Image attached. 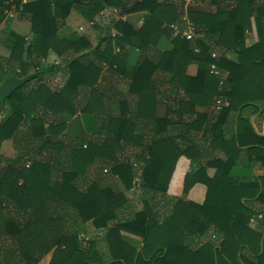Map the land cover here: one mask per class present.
<instances>
[{"label": "trees", "instance_id": "1", "mask_svg": "<svg viewBox=\"0 0 264 264\" xmlns=\"http://www.w3.org/2000/svg\"><path fill=\"white\" fill-rule=\"evenodd\" d=\"M211 1L216 12L188 13L196 39L176 35L162 52L154 41L174 34L173 0H0V26L16 4L32 32H6L0 85L35 75L0 111V264H37L52 250L50 264H264V0ZM107 6L148 11L138 31L116 26L118 45L142 51L129 77L103 30L94 49L59 37L73 10L91 19ZM63 69L67 82L51 88L45 78ZM8 140L14 158L1 153ZM181 156L191 169L171 197ZM197 183L203 204L187 199Z\"/></svg>", "mask_w": 264, "mask_h": 264}, {"label": "crops", "instance_id": "2", "mask_svg": "<svg viewBox=\"0 0 264 264\" xmlns=\"http://www.w3.org/2000/svg\"><path fill=\"white\" fill-rule=\"evenodd\" d=\"M32 0H26V3ZM136 1V0H129ZM163 1V0H161ZM178 11V23L181 27L185 22L184 18H189V11L214 13L216 12V6L211 0H173ZM98 14V13H97ZM93 16L91 19L87 18L85 14L79 10H73L70 16L67 18L66 23L59 31L60 38H73V37H84L90 43L92 49L96 48L100 44L102 30L98 26H91L90 22L97 16ZM148 15V11H139L134 13L125 14L122 18V23L129 24L134 30H140L145 23V19ZM82 28V29H81ZM14 31L19 35H22L28 39L32 37L31 25L27 20H21L16 15V4L11 6V9L7 12L6 19L0 26V58L9 57L11 52L5 46L4 40L6 38L7 31ZM104 31V30H103ZM105 32V31H104ZM105 34V33H104ZM122 35V34H121ZM176 37L175 34L170 36L162 35L160 38L156 39V47L160 51H171L174 47L173 39ZM258 42V35L256 28L254 27L252 31L248 32L246 37L247 46H252ZM105 43L102 44V49ZM114 54L122 53L124 55L125 66L127 76H131L137 69L138 62L141 59L142 51L136 46L126 45L123 49L122 46L118 45L117 41H113ZM118 45L121 48L120 53H116L115 47ZM70 56V55H68ZM31 55L28 53L27 58ZM95 58V57H93ZM63 60V58H60ZM104 70L107 69V63H102ZM198 74V66L196 64H190L187 68V75L190 77H195ZM68 79V73L66 70H59L57 73L49 75L45 78V81L53 89H61ZM99 106H103L100 103ZM213 107L210 108H199L200 111H211ZM158 114L164 116L166 114V106L160 105L158 107ZM1 153L8 158L16 157L17 153L13 147L12 140L5 141L2 145ZM191 169V160L186 156H181L177 162L175 171L173 173L172 179L168 188V195L171 197H180L183 195L184 181L187 173ZM214 169H208L210 175L214 173ZM258 174H263L262 170L256 171ZM207 196V187L202 183L195 184L188 192L187 199L197 204H203ZM130 198V196L128 195ZM131 199V198H130Z\"/></svg>", "mask_w": 264, "mask_h": 264}, {"label": "built area", "instance_id": "3", "mask_svg": "<svg viewBox=\"0 0 264 264\" xmlns=\"http://www.w3.org/2000/svg\"><path fill=\"white\" fill-rule=\"evenodd\" d=\"M23 3H26V0H23ZM123 17L124 15H121V12L118 8L107 6L98 12L95 19H93L90 22V25L100 27L102 30L105 31V34L108 37L112 38V40L115 42L117 41L118 37L121 35L120 30L116 26L119 21H122ZM184 20L188 23V28L183 29L177 23L172 24L171 28L174 31L175 35H180L189 41H193L197 37L195 28L193 24L190 21H188L187 18H184ZM115 51L116 53H120L121 48L118 45H116ZM195 51L198 52L199 49L196 48ZM213 56H215V53L213 54ZM212 73L218 76L222 74L216 65L212 66Z\"/></svg>", "mask_w": 264, "mask_h": 264}, {"label": "water", "instance_id": "4", "mask_svg": "<svg viewBox=\"0 0 264 264\" xmlns=\"http://www.w3.org/2000/svg\"><path fill=\"white\" fill-rule=\"evenodd\" d=\"M35 75H28L24 78L9 77L0 85V111L5 106V101L9 98L18 88L25 85Z\"/></svg>", "mask_w": 264, "mask_h": 264}, {"label": "rangeland", "instance_id": "5", "mask_svg": "<svg viewBox=\"0 0 264 264\" xmlns=\"http://www.w3.org/2000/svg\"><path fill=\"white\" fill-rule=\"evenodd\" d=\"M14 147V146H13ZM7 157V156H5ZM128 195L130 196L131 200H132V204L134 206L135 209L140 208V204H139V199H138V195L137 193L133 190L128 192ZM258 222L256 220H254L252 222V226L255 228L257 227ZM98 234L96 232H91V234L89 235V237L93 238L96 237ZM53 251L49 252L48 254L44 255L43 257L40 258V260L38 261L37 264H50L52 257H53Z\"/></svg>", "mask_w": 264, "mask_h": 264}]
</instances>
